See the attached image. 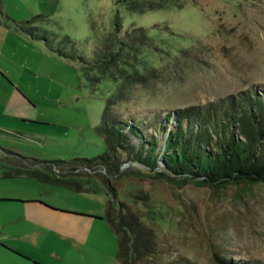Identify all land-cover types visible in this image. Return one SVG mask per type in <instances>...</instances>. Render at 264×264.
I'll return each mask as SVG.
<instances>
[{
  "label": "rangeland",
  "instance_id": "374dc122",
  "mask_svg": "<svg viewBox=\"0 0 264 264\" xmlns=\"http://www.w3.org/2000/svg\"><path fill=\"white\" fill-rule=\"evenodd\" d=\"M115 2L2 0V12L14 22L42 15L34 27L53 36L56 47H65L66 53L88 59L95 45L105 40L117 14L122 32L132 26L145 28L157 46L147 49L144 57L161 77L156 83L127 86L126 99L110 108L124 119L135 116L146 121L176 108L264 86V0H184L178 8L140 14L128 13ZM65 37L69 43L62 41ZM0 71L6 76H0V130L23 133L0 134L1 148L43 160L92 158L104 152L96 128L105 99L119 90L118 85L105 82L91 90L76 62L59 58L2 16ZM13 91L31 114L4 113L18 107L12 104ZM144 127L153 130L147 121ZM100 187L98 182L96 193H74L23 178L4 179L0 171V264H23L7 249L26 252L37 264H118L117 239L105 220L92 221L84 241L62 238L44 228L19 238L37 228L27 223L31 221L24 218L16 200L38 201L52 213L56 208L102 217L106 195ZM116 189L120 200L155 229L169 250L162 254V264L176 258L214 264L210 243L235 261L264 264V185L246 192L232 186L215 195L191 184L176 188L130 178L119 181Z\"/></svg>",
  "mask_w": 264,
  "mask_h": 264
},
{
  "label": "trees",
  "instance_id": "16d2710c",
  "mask_svg": "<svg viewBox=\"0 0 264 264\" xmlns=\"http://www.w3.org/2000/svg\"><path fill=\"white\" fill-rule=\"evenodd\" d=\"M183 1L116 0L115 4L128 13L140 14L178 8ZM0 16L59 58L76 62L91 90L105 82L118 85L119 90L105 99L101 122L96 128L104 143L100 155L43 160L0 147V171L4 179L23 178L74 193H96L99 182L106 195L102 217L65 212L78 218L105 220L117 239L118 264H162V254L169 251L159 241L155 229L146 225L128 202L120 200L116 189L119 181L157 180L176 188L191 184L208 188L215 195L232 186L246 192L264 185V86H253L204 105L176 108L164 116L153 115L150 120L147 117L146 121L153 127L149 132L144 129L145 120L135 116L124 119L110 110L116 102L126 99L124 92L128 85L160 81L161 72L144 57L147 49L157 46L154 36L145 28L132 26L122 32L117 14L105 40L101 46L95 45L93 56L88 59L66 53L65 47H56L53 36L34 27L44 18L42 15L14 22L3 14L0 0ZM62 41L69 43L66 37ZM0 76L4 77L1 73ZM0 134L23 136L4 130ZM209 247L214 264H261L250 259L235 261L214 243ZM165 264L191 263L176 258Z\"/></svg>",
  "mask_w": 264,
  "mask_h": 264
},
{
  "label": "crops",
  "instance_id": "0c3cea01",
  "mask_svg": "<svg viewBox=\"0 0 264 264\" xmlns=\"http://www.w3.org/2000/svg\"><path fill=\"white\" fill-rule=\"evenodd\" d=\"M1 73V71H0ZM2 74V73H1ZM4 75V74H2ZM5 76V75H4ZM6 77V76H5ZM3 77V78H5ZM2 85H0V91H1ZM13 98L11 97V100H13L12 104L17 105L16 109H4V113H11V114H17L22 116L23 114H31L30 110H28L24 105H22V102L19 101L18 95L12 92ZM21 103L19 104L18 101ZM24 102V101H23ZM14 107V106H13ZM24 121V120H22ZM30 123H37V122H30ZM7 131V130H4ZM14 132V131H9ZM21 134H23L21 132ZM34 137V136H32ZM39 138V137H35ZM14 201V200H13ZM17 204L21 205L23 209V216L26 220L31 221L27 222L29 224L34 225L37 229L35 230H29L27 233H23L19 236L20 239H26L29 238V233H33L34 231H39V228H44L45 230H48L49 232H52L54 234L59 235L62 238H68L74 241H84L85 240V234L84 231L88 227V225L92 221H99V219H93V218H78L73 215L64 214L61 212L52 213L48 209L44 208L42 205L38 204L37 202H29V201H15ZM93 215V214H88ZM94 216V215H93ZM97 216V215H96ZM99 216V215H98ZM37 231V232H38ZM9 252L14 254L16 257L21 258L23 264H37L34 261L30 260L26 252H14L11 249H7ZM21 253V254H20Z\"/></svg>",
  "mask_w": 264,
  "mask_h": 264
},
{
  "label": "water",
  "instance_id": "95a60500",
  "mask_svg": "<svg viewBox=\"0 0 264 264\" xmlns=\"http://www.w3.org/2000/svg\"><path fill=\"white\" fill-rule=\"evenodd\" d=\"M38 204H40V205H42L41 203H38ZM42 206H45L46 207V205L45 204H43ZM56 212H58L57 210H55ZM59 212H61V213H64V214H68V215H73V216H75L73 213H69V212H65V211H59ZM78 216V215H77ZM87 218H93V219H96V218H94V217H87ZM100 220V219H99Z\"/></svg>",
  "mask_w": 264,
  "mask_h": 264
}]
</instances>
